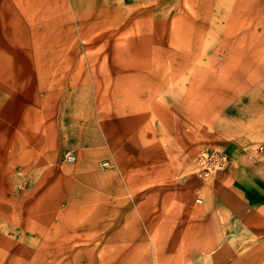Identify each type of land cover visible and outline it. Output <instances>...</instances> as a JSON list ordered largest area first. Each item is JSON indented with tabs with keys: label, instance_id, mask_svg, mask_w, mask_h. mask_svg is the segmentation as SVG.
I'll return each mask as SVG.
<instances>
[{
	"label": "crops",
	"instance_id": "0c3cea01",
	"mask_svg": "<svg viewBox=\"0 0 264 264\" xmlns=\"http://www.w3.org/2000/svg\"><path fill=\"white\" fill-rule=\"evenodd\" d=\"M193 2L195 23L208 9L193 55H209L215 99L238 104L246 129L224 144L230 167L209 182L190 173L200 146L186 101L171 100L183 113L174 127L153 107L146 61L123 80L102 77L117 99L109 115L100 79L60 80L57 65L32 60L31 80L0 81V264H264V0ZM196 103L185 112L199 120Z\"/></svg>",
	"mask_w": 264,
	"mask_h": 264
},
{
	"label": "rangeland",
	"instance_id": "374dc122",
	"mask_svg": "<svg viewBox=\"0 0 264 264\" xmlns=\"http://www.w3.org/2000/svg\"><path fill=\"white\" fill-rule=\"evenodd\" d=\"M194 6L193 0H0V81L13 82L18 78L25 83L31 80L27 65L33 63L32 60L40 61L42 65H57L54 72L57 79L63 80L60 77L71 73L72 83L86 73L91 79H100L97 94L105 95L107 101L103 107H112L105 108L108 109L106 114L110 115L116 108L117 99L112 96L113 84L107 83L110 89L103 88L102 77L107 75L110 83L116 77L123 80L132 72L133 65H142L146 61L151 66L153 107L157 111L166 110L172 116L169 120L174 127L181 122L177 115L183 113L171 100L183 96L186 102L181 104L183 108L187 107L184 110L187 118L185 111L191 110V101L196 100V107L200 109L196 115L201 119L185 118L184 121L185 128L195 134L193 144L200 146L190 173L209 182L231 165L224 144L230 139L245 137L241 133L246 129L244 126L245 130L241 129L238 104L217 103L215 97L222 95L223 88L211 86L210 81L218 80L221 75L213 70L209 72V55H193V37L203 36L207 31L202 20L208 15V9L202 7L201 23H195ZM195 10L197 13V8ZM203 39L196 42L206 51L208 43ZM19 60L21 71H9ZM221 60V56H216L217 62ZM40 72L44 74L41 83L47 81L49 72ZM124 84L128 85L129 79L124 80ZM58 85L56 92L64 88L62 84ZM94 96L95 92L93 99ZM61 106L56 105L60 110ZM93 106L96 112L94 102ZM209 107L213 110H206ZM214 108L216 114L230 110L229 114L235 118L221 121L202 117L214 115ZM227 130L229 136L222 134ZM66 152L63 154L65 162ZM214 154L226 155V164L223 169L206 174L200 161Z\"/></svg>",
	"mask_w": 264,
	"mask_h": 264
},
{
	"label": "built area",
	"instance_id": "2783aa9c",
	"mask_svg": "<svg viewBox=\"0 0 264 264\" xmlns=\"http://www.w3.org/2000/svg\"><path fill=\"white\" fill-rule=\"evenodd\" d=\"M66 161L69 163H73L75 161V155L73 152L68 151L65 154ZM227 156L226 155H219L214 154L210 157H205L201 159V163L204 164V170L206 171V174H209L210 172L221 170L224 168V165L226 164ZM101 169L105 168V164H100Z\"/></svg>",
	"mask_w": 264,
	"mask_h": 264
}]
</instances>
